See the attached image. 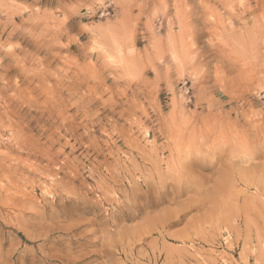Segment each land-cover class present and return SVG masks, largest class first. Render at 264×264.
I'll return each instance as SVG.
<instances>
[{
	"label": "rangeland",
	"instance_id": "1",
	"mask_svg": "<svg viewBox=\"0 0 264 264\" xmlns=\"http://www.w3.org/2000/svg\"><path fill=\"white\" fill-rule=\"evenodd\" d=\"M38 2L0 0V45L11 39L9 20L38 37L11 40L24 41L11 54L0 47V264H32L34 245L51 250L48 258L57 264H256L260 257L252 249L264 245V158L258 150L231 162L229 154L197 157L184 139L205 122L231 121L247 128L255 144L264 140V120H247L251 105L237 102L253 93L259 99L262 62L249 55L253 69L242 71L241 56L227 40L248 33L250 13L230 11L231 0H205L215 21H201L198 46L215 39L239 69L216 84L214 70L211 81L205 75L194 83V67L206 71L207 64L185 61L187 33L177 5L191 0H107L91 16L84 7L77 22L111 25L108 55L119 62L123 53L124 66L106 69L98 88L81 68L79 46L60 47L67 44L58 33L63 14L37 19L29 12L21 21V5ZM162 4L168 9L150 19ZM88 61L91 68L107 58L98 51ZM137 72L142 78H126ZM158 79L156 88L149 85ZM181 152L191 155L187 163L201 177L199 188L166 186L156 206L117 211L133 183L159 180Z\"/></svg>",
	"mask_w": 264,
	"mask_h": 264
},
{
	"label": "snow or ice",
	"instance_id": "2",
	"mask_svg": "<svg viewBox=\"0 0 264 264\" xmlns=\"http://www.w3.org/2000/svg\"><path fill=\"white\" fill-rule=\"evenodd\" d=\"M29 3H31V0H29ZM106 4L107 0H82V2L79 4L73 2V0H39L35 7H25L23 4L21 5L23 12V15H21V21H23L24 15H27L29 12H32L37 19L46 18L51 14L56 16L63 14V19L59 25L58 33L61 38L67 39V44H61L60 47L69 48L74 43L79 46L80 51L77 52V56L82 57L84 60V64L81 65V68L85 73L87 81L90 84L95 83L99 88L102 87V84L100 83L102 78L107 75L106 69L124 66L123 53L120 55L119 62H117V59L113 56L108 55V49L110 47L108 38L112 31L111 25L104 26L101 24L89 26L88 24H79L76 18L83 15L80 9L84 7L88 8L87 14L91 16L93 15V10H103ZM148 7L151 8L152 5H148ZM161 7L166 11L169 6L166 4L156 6V10L151 13L150 19L156 18ZM226 7L232 12L242 10L240 11V16L243 15L244 11L249 12L252 23L248 29V33H255V30L259 28L262 37H264V0H256L255 3H253V0H231V2L226 3ZM181 8L185 10L186 15L181 16L179 14ZM49 9L51 12H49ZM177 9L178 18L181 20L182 32L186 31L187 33V47L185 49L186 63H190L191 65L195 66L197 60L199 59L207 64L206 71L202 66L199 68L194 67L196 72V74L192 76L194 83H200L201 78L205 75H207L208 79L211 81L213 70L215 72L216 84H222L228 75L237 74L239 69L236 63L224 55L223 51L218 48L217 41L215 39L209 40L207 43L198 46V33L204 28V24L201 23V21L205 19L212 20L213 22L215 21V15L209 14L211 11V6L207 4L205 0H198V2L197 0H191L190 3L177 5ZM16 14L17 13H13V15ZM240 16L237 18H240ZM7 23L12 25V35L8 42L0 45V47L4 48L5 52L11 54L13 53L14 49H19L21 47V43L24 42L23 40H21V43L11 42V40H15L21 35L30 36L33 40L38 39V37L27 28L25 23H13L11 20H9ZM229 23H231V21H229ZM241 23H247V21L241 20ZM125 25L126 26L123 30L124 39L129 41L128 47L131 52V33L129 32L131 25L127 22H125ZM243 36L244 33L241 32L239 37ZM231 43L233 46H238L236 39H233ZM262 43H264V40H262ZM168 46H173V38L171 35L168 38ZM227 46L228 45L226 44L225 47ZM153 47H158L156 42L153 43ZM98 51L105 53L107 63L104 65L92 64L91 68H89L88 54H94ZM172 59L177 64H179L181 71H183L185 64L177 61V58L174 54ZM164 63L165 61L161 59L160 64L163 65ZM261 67L264 69V63H262ZM171 70V67H169V71ZM262 76H264V72H262ZM126 78L128 80H137L142 78V73L137 72L135 74H130ZM148 83L151 87L156 88L159 84V79L156 81H148ZM79 86H82V83ZM72 87H77V85L74 84ZM208 87L212 88V84L209 83ZM256 96L257 93H253L252 96L242 95L237 98V102L242 100L244 103L251 105L253 111L251 115L247 116V120L249 121H252L257 115H259V117L264 120V79H262L261 85L259 86L258 100L255 99ZM73 107L75 108L76 106ZM159 115L165 120L168 118V110L164 108L163 105H161ZM229 123L231 124V121H229ZM200 128L201 132L203 133L204 131L211 130V125H208L205 122L201 124ZM235 128L237 131L243 130L246 133V138L249 140L251 139L247 128ZM216 131L217 136L213 141V145L215 147V153L217 157L219 159H223L228 155L230 145L229 141L223 135L222 128ZM257 150L259 151V157L264 158V141H262L259 148L253 150L252 153H255ZM194 155L198 157L200 156V153L197 152ZM239 156L240 155L233 153L229 162L239 159ZM243 156L245 159L250 158V154H245ZM185 167L189 169L188 163L185 164ZM178 175V172H173V170L170 169L167 174H160L159 180L150 179L146 182L133 183L128 188L127 199L123 202L122 207L117 209V211L127 214L132 211H141V206L146 208H152L156 206L153 202L162 196V190L166 186L171 187L173 191H175L177 185L180 184L181 187L188 186L189 191L194 192L196 189L195 187L181 180L175 179V177ZM104 246L105 248L109 247L110 242L105 240ZM33 252L36 258L32 261V264H57V260L48 258L49 256L53 255V253L46 246L44 248H35L34 245ZM252 255H259L260 257L256 260V264H264V245H262L259 250L252 249Z\"/></svg>",
	"mask_w": 264,
	"mask_h": 264
},
{
	"label": "clouds",
	"instance_id": "3",
	"mask_svg": "<svg viewBox=\"0 0 264 264\" xmlns=\"http://www.w3.org/2000/svg\"><path fill=\"white\" fill-rule=\"evenodd\" d=\"M233 39L237 40L238 46L232 45L231 41ZM227 40L233 47V50L241 56L242 71H251L253 69V65L248 58L249 55H252L253 57L258 56L261 62L264 63V43H262L264 37H262L259 28L255 30V33H247L243 37L229 36L227 37ZM206 123L211 125V130H207L202 133L201 128H199V130L193 129L192 132L187 134L184 138L189 144L193 155L197 152H207L209 154L215 152L213 141L217 136L216 130L221 128L223 130L224 137L229 141V159H231L233 153L237 155L251 154L252 151L258 149L261 144H255L251 139H247L246 133L243 130L237 131L230 123L225 124L220 121ZM188 159H190V155L181 152L176 161L170 164L167 170H161L160 174H167L171 169L173 172L179 173L175 179L188 183L195 188H199L202 184L201 177L185 167ZM177 187H181V185L178 184Z\"/></svg>",
	"mask_w": 264,
	"mask_h": 264
}]
</instances>
